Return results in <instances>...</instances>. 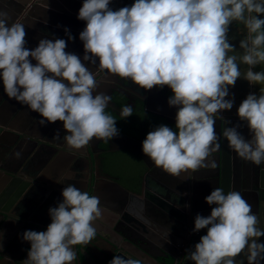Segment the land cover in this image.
<instances>
[{
  "label": "clouds",
  "instance_id": "9594fccd",
  "mask_svg": "<svg viewBox=\"0 0 264 264\" xmlns=\"http://www.w3.org/2000/svg\"><path fill=\"white\" fill-rule=\"evenodd\" d=\"M110 4L83 0L77 17L86 22L79 34L83 61L96 65L98 58L99 71L130 79L145 91L171 89L168 104L177 109L175 129L160 124L142 142L155 167L177 177L217 167L211 157L221 145L214 125L217 119L230 123L222 113L233 108L230 89L240 78L260 85L259 94L246 96L237 108L242 123L224 126L222 136L243 161L264 164V68L253 70L264 66V0H134L117 10ZM10 20L0 10V79L6 95L39 113L41 125L62 121L70 150L86 147L93 138L107 143L119 136L117 119L106 112L112 97L93 95L98 82L77 54L65 51L67 41L43 38L29 49L24 24L9 25ZM233 24L244 30L240 51L229 39ZM65 32L75 40L69 29ZM131 115L133 107L122 106L120 117ZM244 126L250 139L239 131ZM55 137L61 138L59 133ZM62 197L49 209L51 223L45 231L22 234L31 245L24 264H74L75 246L86 248L96 238L95 221L103 218L100 198L73 184L62 189ZM205 200L214 206L210 215H196L193 231L207 233L188 250V259L195 264H237L235 258L243 253L248 264H260L264 229L242 193L217 187ZM3 240L2 232L0 246ZM127 257L115 255L109 264H150Z\"/></svg>",
  "mask_w": 264,
  "mask_h": 264
},
{
  "label": "flooded vegetation",
  "instance_id": "af4514ba",
  "mask_svg": "<svg viewBox=\"0 0 264 264\" xmlns=\"http://www.w3.org/2000/svg\"><path fill=\"white\" fill-rule=\"evenodd\" d=\"M23 1L25 3V7L15 22L23 20L21 23L24 24L26 29L28 48L33 49L37 47L39 41L43 38L52 40L57 38L65 39L67 41V48L65 51L77 54L81 58L82 62L85 63V66L93 72L95 79L98 82V87L94 91L93 95L102 92L112 97L106 112L113 115L117 119L116 126L120 130V133H127L129 129L120 117V110L122 106L130 104L133 107V114H135L136 110L141 105H144L143 101L146 100L148 101L146 102L147 109L140 116V120L144 126L143 140L146 138L149 131L154 130V128L160 124H166L172 128L175 127L177 109L176 107H170L168 104V97L172 95L171 89L168 86H165L163 89L157 86L151 90L145 91L138 85L134 84L130 79H123L118 76H114L107 73V71H99L98 58L96 65L83 61L84 48L83 42L79 38V34L86 26V22L77 18L79 9L83 4V0ZM41 1L44 4L48 3L53 7L63 9L66 13H63L62 10L59 9L60 11L54 14L56 23L52 25L44 22L33 21L28 15L24 17L28 10L31 14H42L44 16L50 15L46 14L45 11L40 8ZM132 3H134V0H111L110 7H112L113 10H117L121 7L129 6ZM0 10L7 11L9 14L14 13L12 8H9L8 4L2 2H0ZM66 28L70 30L72 36L75 37V40H70L68 38L65 32ZM33 63H35V61H33ZM1 81L2 79H0V83ZM28 110L30 117L34 115V111L32 113L30 108ZM49 131L51 133L56 132L62 133L63 135L66 134L63 122L56 127V130H52L50 127ZM118 146L119 142L115 137L107 143L103 140L93 138V140L89 142L86 147L79 150L72 149L70 151H64L63 149L47 145L44 146L41 144V152L36 158L41 160L46 167V174L50 177L48 185L38 187V184L36 183L37 179H34L32 181L27 180L16 187L8 186L5 189L0 190L2 191L0 193V197H2L0 198V205L5 209H8L13 201L18 199L15 198L16 196H20L22 197V200L18 202V206L19 210H22L21 208H24L26 201L25 197L29 192L35 194L37 191H40V198H43L42 202L39 203L38 206L37 203L40 198L36 200L37 202H35V204H33L32 210L37 206V214L32 215L29 218H22V220H15L12 217L0 219V233H4L5 240L7 241L5 245L0 246V264H24V260L27 259V254L31 246L30 242L22 239V234L31 228V226H28L30 223L27 222V219H29V221L33 220L39 224H43L44 226H48L51 223L49 209L51 207L58 206V203L63 200L62 189L69 184H73L81 191H87L90 195H92L94 187L98 181L104 182L106 178L110 179L111 177H124L125 180L132 183L133 180L141 176V174H145L143 177L145 187L158 189L160 185H164L170 188L169 193H176V196H180L179 198H182L179 206L180 208L178 210L185 216H189L193 210L189 198H196L197 200L195 205L203 208L208 205L205 197L208 196L212 190L218 187L220 177L217 169L202 168L197 171L195 174L197 177L196 180L197 182H200V185H198L195 191L192 192L189 187L190 176H188L187 173H181L180 177H177L167 174L162 169L158 168L147 170L138 154L137 156L140 161L135 163L130 162L128 157H125V151L131 149L109 151L110 149H115ZM145 159L148 163H153L146 155ZM115 170L120 174L116 172V175ZM6 175L7 176L1 180L2 184L5 183L6 178L9 176L8 174ZM249 175L251 179L255 178L251 171H249ZM58 179H62V183H58ZM222 179L223 182L226 183L227 180H230V177L227 179L224 176ZM19 181L20 180L18 178L14 180V182ZM22 185L23 190H20L19 188ZM27 185H30V187L28 188L27 194H25L24 190ZM7 195L12 197L6 198L5 196ZM125 197L126 195H119V198H116L118 203L111 202L114 207H117L118 209L115 215L107 219L106 222H95L97 225V235L96 238L92 240L91 244H89L86 248L83 245L75 246L78 256L75 261L76 264L80 263V258L85 259L88 264H99L102 261L101 259L106 255V252L111 251L110 244L106 241V239L109 237L114 238V235H117L119 231L124 228L123 224L117 223V218L118 212L122 211L121 199ZM135 202L138 201L135 199ZM133 210L138 212L136 208H133ZM24 215L27 216L28 214ZM18 224H20V226H18ZM16 226H18V228ZM15 229L16 231L13 233V230ZM34 229L39 228L34 227ZM43 230L44 227H42L41 231ZM183 249L184 247L178 249V256L176 258L164 259L163 257L157 256L156 260L152 261V264H186L182 259L184 252ZM93 251H97V253H99L96 255L97 257L93 254ZM154 253L155 255H158L161 251L156 249Z\"/></svg>",
  "mask_w": 264,
  "mask_h": 264
},
{
  "label": "water",
  "instance_id": "95a60500",
  "mask_svg": "<svg viewBox=\"0 0 264 264\" xmlns=\"http://www.w3.org/2000/svg\"><path fill=\"white\" fill-rule=\"evenodd\" d=\"M2 3L9 5V8L13 10V14H9L11 22H15L18 16L21 14L25 7L23 0H0ZM48 4V3H46ZM40 8H42L46 14H31L29 10L25 16L28 15L33 21L44 22L49 25L55 24V17L58 11L65 10L53 7L48 4L49 7H44V3L41 1ZM60 9V10H59ZM23 22V20H20ZM26 47H28L26 45ZM144 105L140 106L136 113L123 119L125 125L130 130L138 133V136H132L129 133H120L115 137L119 142V146L109 151L131 149L138 154L144 163L147 170L157 168L152 163H148L145 159V154L142 151V142L144 137V126L140 120V116L144 113L146 108V101H143ZM24 107V106H23ZM35 114V112H34ZM35 115L41 116L36 112ZM222 115L230 121L228 125H224L220 119L216 120L214 125L215 131L220 136V149L212 154V159L217 164L215 169L219 172V184L218 187L224 189L225 193L230 190L240 191L246 201L252 206V211L260 219L264 229V164L257 166L253 163L243 161L228 145L226 138L222 136V129L224 126H234L239 121L238 116ZM175 129V127L173 128ZM246 139H250L249 130L246 126L239 129ZM160 169V168H158ZM208 169V168H207ZM211 169V168H209ZM249 171L255 176L254 179L250 178ZM196 173L190 176V190L195 191L196 187L200 185V182L196 180ZM145 174L137 177L132 182V187L129 189L130 195H126L121 199L122 211L118 212L117 223L124 225L114 238H107L106 241L110 244L111 251L106 252V255L101 259L99 264H109V261L115 255H122L125 258L131 256L134 259L142 258L152 264L156 257H163L164 259H172L178 256V249L183 248L182 259L186 264H195L194 261L188 259L187 252L189 249L194 250L195 244L200 241V237L207 233V229H202L199 232H194V222L197 214L208 216L211 213V208L214 205H207L205 207L196 206V198H189L192 206V213L189 216L183 215L178 209L180 208V202L182 198L176 196V193H169L170 188L164 185H160L158 189H150L145 187L143 177ZM229 178L226 183L223 182L222 177ZM180 177V176H178ZM4 185L0 190H3ZM23 190V185L19 188ZM126 192V191H125ZM126 192L125 194H127ZM135 197V198H132ZM178 197V198H176ZM39 199V198H38ZM135 199L138 202H135ZM136 208L138 212L134 211ZM169 229H171L169 236L167 235ZM259 242L264 243V236L260 237ZM158 249L160 254L155 255L154 251ZM237 264L243 261V264H248L246 257L240 254L235 258ZM264 264V260L260 262Z\"/></svg>",
  "mask_w": 264,
  "mask_h": 264
},
{
  "label": "crops",
  "instance_id": "0c3cea01",
  "mask_svg": "<svg viewBox=\"0 0 264 264\" xmlns=\"http://www.w3.org/2000/svg\"><path fill=\"white\" fill-rule=\"evenodd\" d=\"M241 34V27L236 24L232 25V30L229 34V39L236 44L237 50L239 48V38ZM245 66H241V70ZM264 66H256L254 71H261ZM240 79L237 80L235 87L231 88V92L234 93L235 96V104L230 111H224V115L228 116H238L237 108L239 104L246 98L249 93H257L259 94L260 85H250L248 90L240 89ZM24 106V107H23ZM29 108L26 105H22L17 102L13 98H9L6 93L3 91V83H0V188L4 185V188L11 186L16 187L21 185L23 182L27 180H36L38 187L47 186L50 182V177L46 174V167L44 163L41 162L38 158V154L41 152V144L44 146H50L58 149H63L64 151H70L66 142L63 140V134L59 133L60 137L57 139L55 136L56 132H50L49 129L51 127L52 130H56V127L59 126L62 121H57L55 123H46V125H41L39 120L42 119V116L32 115L29 116ZM33 113V111H32ZM51 124V125H50ZM127 133L132 136H138V133L128 129ZM19 152L21 155L19 158L16 157V153ZM125 157H128L130 162H138L140 161L137 154L133 150H126ZM127 165V164H126ZM129 166V165H128ZM115 170V174L117 172ZM9 176L6 178L5 183L2 184L1 180L5 178V176ZM120 174V173H119ZM19 179V182H14V180ZM14 183V184H13ZM16 183V184H15ZM2 184V185H1ZM45 184V185H44ZM31 185V184H30ZM30 185H27L24 192L27 194L28 188ZM132 183L122 178H106V180L98 181L94 187V191L92 195H97L100 198V207L103 209V218L99 219L95 222H106L111 216L115 215L118 210L117 207H114L113 203H118L116 198L120 196H131L129 189L132 187ZM127 194H125L126 192ZM2 191H0L1 193ZM104 193V194H103ZM125 194V195H124ZM40 191L37 193L29 192L25 197L26 201L24 204V208L19 210L18 202L22 200V197L18 198L16 201L10 205L8 209H5L0 205V219H4L7 217H12L15 220H22V218L30 217L32 215L37 214V206L42 202L43 198H40ZM10 196V195H9ZM8 195L6 198H11ZM2 198V197H0ZM37 198V199H36ZM37 206L32 210L33 204L37 202ZM135 198V197H132ZM4 200V199H2ZM24 201V200H23ZM31 204V205H30ZM24 214H28L25 216ZM31 226L30 230H33L34 227H38L39 229H34V231H41L42 227L44 230L47 229V226L43 224H39L35 221H29ZM19 223V222H18ZM17 224V222H16ZM21 224V223H20ZM18 224V226H20ZM33 224V225H32ZM18 226H16L18 228ZM16 228V229H17ZM263 228L261 224V229ZM13 230V233H15ZM12 233V234H13ZM11 234V235H12ZM10 235V237H11ZM7 236V235H6ZM260 239V238H259ZM7 241L3 240V245H5ZM93 254L96 256L99 253L97 251H93ZM97 257V256H96ZM79 264H88L85 259L80 258ZM74 264H76L74 262Z\"/></svg>",
  "mask_w": 264,
  "mask_h": 264
},
{
  "label": "rangeland",
  "instance_id": "374dc122",
  "mask_svg": "<svg viewBox=\"0 0 264 264\" xmlns=\"http://www.w3.org/2000/svg\"><path fill=\"white\" fill-rule=\"evenodd\" d=\"M262 18H264V17H262ZM243 31H244L243 30V27L241 26V34H240L239 40L243 38V34H242ZM238 51H240L239 48H238ZM244 70H246V66L241 71H244ZM240 81H241V83H240V89L241 90H243V89L248 90L249 89V86H250L249 82L247 80L243 79V78H240Z\"/></svg>",
  "mask_w": 264,
  "mask_h": 264
}]
</instances>
